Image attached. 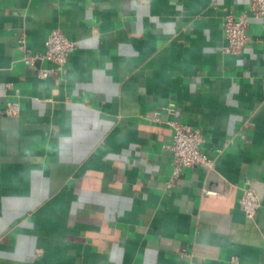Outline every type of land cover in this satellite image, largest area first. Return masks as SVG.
<instances>
[{
	"label": "crops",
	"instance_id": "obj_1",
	"mask_svg": "<svg viewBox=\"0 0 264 264\" xmlns=\"http://www.w3.org/2000/svg\"><path fill=\"white\" fill-rule=\"evenodd\" d=\"M250 3L0 0V264H264V15L223 49ZM54 28L67 63H27ZM171 120L215 162L168 187Z\"/></svg>",
	"mask_w": 264,
	"mask_h": 264
},
{
	"label": "built area",
	"instance_id": "obj_2",
	"mask_svg": "<svg viewBox=\"0 0 264 264\" xmlns=\"http://www.w3.org/2000/svg\"><path fill=\"white\" fill-rule=\"evenodd\" d=\"M263 15L264 0H251L249 12L226 14L223 21L226 38V44L223 47L224 51L234 55L241 54L249 39L250 17H262ZM45 45L46 50L40 55L33 54L31 50L26 49L25 61L33 63L36 59L41 58L62 67L67 63L70 53L77 49L78 42L68 38L60 29L54 28L49 33ZM49 74L50 69L48 68L40 70L42 77H47ZM18 106L17 103L10 104L7 112L14 111ZM170 124L174 129L173 142L171 144L174 160L172 176L166 182L168 187H172L175 184L177 177L180 176L184 168L197 166L212 168L215 162L213 157L201 149L205 138L200 128L176 120H171ZM240 204L250 218H255L261 207L257 189L249 180L243 187Z\"/></svg>",
	"mask_w": 264,
	"mask_h": 264
}]
</instances>
